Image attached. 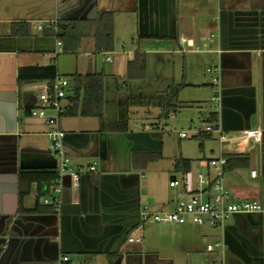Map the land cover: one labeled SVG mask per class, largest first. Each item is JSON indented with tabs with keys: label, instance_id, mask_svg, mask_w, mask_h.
<instances>
[{
	"label": "crops",
	"instance_id": "0c3cea01",
	"mask_svg": "<svg viewBox=\"0 0 264 264\" xmlns=\"http://www.w3.org/2000/svg\"><path fill=\"white\" fill-rule=\"evenodd\" d=\"M103 14L112 17L110 28L104 26ZM53 22L75 24L82 35L76 53L63 52L59 40L46 35ZM14 23L29 24L30 35L12 36ZM98 32L101 37L111 34L113 52L120 46L115 44L119 38L124 42L119 53L133 55L126 59L124 70L101 69L97 62L101 52L95 40ZM137 52L147 56V77L143 80L127 78V62ZM65 55L72 58L64 60ZM180 55L186 60V72L178 83L174 68ZM190 57L193 65L201 59L215 61L218 75L190 81ZM54 61L58 74L67 78L104 74V120L107 124L127 120L128 130L100 132L96 117L60 118L58 124L65 133L63 147L72 166H93L95 171L87 167L70 197H63L62 192L55 213L35 212L37 193L32 188L29 196L24 194L19 172L57 169V161L50 153L51 127L32 115L40 108L38 90L44 82L19 86L18 72ZM213 78L218 79L216 86ZM182 83L186 85L183 89L207 85L211 100L219 97V104L214 103L216 108L209 110L205 122L211 124L208 119L216 114L212 124L221 126L228 144L210 134V142L204 144L199 157L190 159L181 152L174 161L154 166L163 160L162 144L155 149L128 135L152 133L160 122L153 125L148 120H160L163 109L129 105L128 97L165 95L173 85ZM71 86L70 80L69 90ZM153 109L160 110L159 117ZM44 111L55 116L50 109ZM138 119L146 123L141 126ZM247 130H259L261 142L242 141L239 137ZM158 151L162 158L149 161L148 154ZM230 155L242 159L226 169L227 189L236 201L256 200L264 210V0H96L95 11L79 8L75 0H0V264H58L62 256L69 258L68 264H264V211L235 216L225 228L191 221L161 228L172 238L161 236L160 228L151 222L139 220L140 207L148 204L143 202L146 170L174 173L175 160L183 157L192 161L193 176L202 169L203 161ZM252 171H256L255 177ZM169 187L170 193L154 192L153 203L148 204L153 210L174 209L184 192L170 183ZM42 199L39 203L45 206ZM5 218L17 224L1 238ZM145 226L159 235L156 242H145ZM218 232L222 241H216L224 247L207 251ZM129 238L135 241L129 242Z\"/></svg>",
	"mask_w": 264,
	"mask_h": 264
},
{
	"label": "built area",
	"instance_id": "2783aa9c",
	"mask_svg": "<svg viewBox=\"0 0 264 264\" xmlns=\"http://www.w3.org/2000/svg\"><path fill=\"white\" fill-rule=\"evenodd\" d=\"M58 23L53 22L50 28L57 32ZM42 29V26L38 27ZM182 44L188 41L181 40ZM58 45L61 42L58 41ZM207 72H216L214 68H208ZM213 86L218 84V79H212ZM70 87V79L57 75L52 82H44L39 92L40 108L32 112L33 116H38L51 127L48 137L51 142V150L58 154L60 165L57 167V181L51 189V196L43 198L45 205H51L58 210L61 205V194L63 192V180L70 177V190L76 189L80 185L81 177L84 174L82 168L72 166L70 158L66 155L63 147V139L65 133L59 127L60 115L64 112L63 102L65 101ZM212 101L219 104V97L214 96ZM44 109H50L55 116L49 117ZM199 132L206 134H217L220 143L229 141L227 134L221 126L216 124H207L205 128ZM198 132V133H199ZM181 138H187L186 133L180 134ZM243 140H252L260 143L262 134L259 130L244 131L239 137ZM227 158L225 156L217 159H210L202 162V169L192 176L191 172L182 174L181 179L174 177L170 181V186L181 187L183 189L182 196L176 201L174 209L170 211H156L148 204L142 205L139 210V220L141 223H160L184 225L192 222L196 225H210L215 228H225L226 223L235 216L249 215L254 213H262L263 206L256 200L236 201L231 192L227 189L224 182ZM91 172L95 171L93 166L89 167ZM251 176H256V171L251 172ZM194 182L196 187H194ZM141 239H137L140 241ZM134 238H129V242H134ZM216 247H224L223 243L217 242L207 246L206 250L211 252ZM67 256L60 257L58 264H68Z\"/></svg>",
	"mask_w": 264,
	"mask_h": 264
},
{
	"label": "trees",
	"instance_id": "16d2710c",
	"mask_svg": "<svg viewBox=\"0 0 264 264\" xmlns=\"http://www.w3.org/2000/svg\"><path fill=\"white\" fill-rule=\"evenodd\" d=\"M104 26L110 28L112 25V17L109 14H103ZM57 32L52 29L46 32L48 36H54L61 42L63 52L76 53L82 35L78 32L75 24H63L58 22ZM108 30L107 32H109ZM12 36H29L30 25L27 23H14L11 30ZM96 49L99 52H109L113 49V38L111 34L102 36L99 32L95 34ZM147 56L144 53H135L134 58L127 62V78L143 80L147 77ZM59 75L57 72L56 61L46 67H26L19 69L18 84H28L32 82H52L55 77ZM104 74L94 73L85 76L74 74L70 76L72 81L69 95L66 97V102L63 103L64 112L60 115L63 117H96L100 120V132H106L111 129L119 131H127V120L116 124H107L104 120L103 106H104ZM186 87L184 83L180 85H173L167 94H131L128 97V104L130 105H146L159 106L163 109V116H169L171 113L176 114L181 109L191 107V104L180 102L178 96L182 88ZM216 114H211L208 121L212 124L215 122ZM199 148L203 150L205 140L211 138L210 134L199 132ZM227 158L226 169L232 168L233 161H237L242 156L230 155ZM162 158L160 151L148 154L149 161H158ZM192 161L183 157H178L175 160L174 171L180 174H186L191 171ZM20 185L24 188V194L29 196L32 188L37 193L35 212L47 211L55 213L56 210L51 205L41 206L39 200L51 196V189L57 181V171L55 168H40L36 170H21L19 172ZM35 184L33 187L32 185Z\"/></svg>",
	"mask_w": 264,
	"mask_h": 264
},
{
	"label": "rangeland",
	"instance_id": "374dc122",
	"mask_svg": "<svg viewBox=\"0 0 264 264\" xmlns=\"http://www.w3.org/2000/svg\"><path fill=\"white\" fill-rule=\"evenodd\" d=\"M122 39V38H120ZM127 39V38H126ZM125 39V40H126ZM116 42L115 44L118 46L123 44L122 40H119V38H115ZM124 40V41H125ZM120 46L116 47V52H113L114 50H111L109 52H101L97 54V62L101 69L105 67L106 71L111 70V68H118L124 70L125 69V62L126 59L132 58L133 55L128 54H120L119 51L124 50ZM187 56V55H185ZM193 56V55H190ZM197 56V55H194ZM72 57L66 56L64 57V60H70ZM106 58H110L111 62H105ZM206 58V57H204ZM188 62V68L187 72L189 73L190 81H203L210 80L211 77L217 76L218 73L213 72L209 73L207 72V68H215L217 65L216 62L208 61L207 59H201L200 61H196L193 65V59L190 57ZM192 60V63H191ZM185 58L183 55H180V58L177 61V65L175 64L174 72L177 73V80L178 83L181 82L179 78L182 76L184 78L185 72H186V65H185ZM193 66H192V65ZM183 82V80H182ZM209 88V89H207ZM211 89L209 86H200V87H193V88H185L181 89L179 92V100L180 102L191 104V107H186L181 109L177 114L173 115L170 114L169 116L162 117L160 120L154 119L152 117L149 119L148 123L153 124L160 122L159 129L154 126V129L152 130V133H143L139 134L137 131L136 133H129L128 137L135 142H140L141 144L148 146V147H156L155 149H159V147L162 144L163 147V160L158 161V163L154 166H162L166 164V162L174 161V159L180 155L182 152L184 157L195 159L199 157L201 154H203L199 148V138L196 137L198 132L203 130L207 123L205 122V116L209 112L211 108H216L214 106V102L211 100L212 94H208ZM147 110H150L147 108ZM154 114L156 112L157 117H159L160 110L153 109ZM34 118H39L38 116H34ZM132 121H135L132 120ZM140 121L141 126L146 123L143 122V120L138 119ZM186 133L188 135L187 138L182 139L180 134ZM150 134V136H149ZM209 140H205L204 144H209ZM213 142V141H211ZM228 143H225L224 145H227ZM50 153L52 154L53 158L57 161V167L60 165V159L57 153L55 151L51 150ZM196 160H193V163H196ZM195 166V165H194ZM89 167V166H87ZM87 167L82 168L83 171H86ZM97 168L99 169V164H97ZM155 169V168H154ZM145 178H144V190H143V202L145 203H153L152 199L156 192H167L170 193V179L172 176H175L178 179H181V174L178 172L171 173L166 170H146L145 172ZM177 189V188H176ZM174 189V190H176ZM155 192V193H154ZM153 227L160 228L161 236L170 238L172 235L168 236L169 232H163L161 228L169 227V225L173 224H160V223H151L150 224ZM146 227V226H145ZM144 234V240L145 242H156V239L160 238L157 233L150 232L149 226L146 227ZM219 233V232H218ZM157 234V235H156ZM177 236V235H173ZM172 238V237H171ZM175 238V237H173ZM222 241V236L219 233L218 236L211 240L212 244H215L217 241ZM219 251L222 250V247H216Z\"/></svg>",
	"mask_w": 264,
	"mask_h": 264
},
{
	"label": "water",
	"instance_id": "95a60500",
	"mask_svg": "<svg viewBox=\"0 0 264 264\" xmlns=\"http://www.w3.org/2000/svg\"><path fill=\"white\" fill-rule=\"evenodd\" d=\"M76 3L78 4L79 8H83V9H90L95 11L96 8V0H75ZM149 77V74H148ZM70 177L67 176L64 178L63 180V197L67 196L70 197ZM13 224H17L16 221H12L11 218H5L2 222H1V227L3 230V234L1 235V238H6L7 233L10 234V229H12Z\"/></svg>",
	"mask_w": 264,
	"mask_h": 264
}]
</instances>
